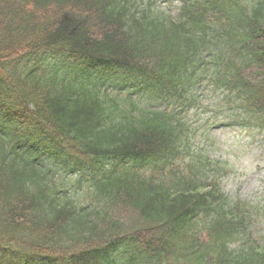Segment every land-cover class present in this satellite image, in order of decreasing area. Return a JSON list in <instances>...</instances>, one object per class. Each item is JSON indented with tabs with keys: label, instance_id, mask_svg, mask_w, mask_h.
Masks as SVG:
<instances>
[{
	"label": "trees",
	"instance_id": "trees-1",
	"mask_svg": "<svg viewBox=\"0 0 264 264\" xmlns=\"http://www.w3.org/2000/svg\"><path fill=\"white\" fill-rule=\"evenodd\" d=\"M159 1L0 0V264H264L205 178L137 170L173 157L182 108L223 80L229 119L264 125V0Z\"/></svg>",
	"mask_w": 264,
	"mask_h": 264
},
{
	"label": "rangeland",
	"instance_id": "rangeland-1",
	"mask_svg": "<svg viewBox=\"0 0 264 264\" xmlns=\"http://www.w3.org/2000/svg\"><path fill=\"white\" fill-rule=\"evenodd\" d=\"M213 142L207 145L208 155L228 168L220 181L222 191L230 198L243 199L264 211L263 135L249 136L241 130L222 129L215 132ZM254 222L252 232L264 239V214L258 212Z\"/></svg>",
	"mask_w": 264,
	"mask_h": 264
}]
</instances>
